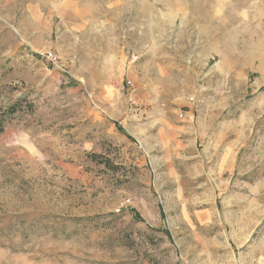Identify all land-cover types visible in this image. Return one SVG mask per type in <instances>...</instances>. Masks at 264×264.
Returning a JSON list of instances; mask_svg holds the SVG:
<instances>
[{"label": "rangeland", "instance_id": "rangeland-1", "mask_svg": "<svg viewBox=\"0 0 264 264\" xmlns=\"http://www.w3.org/2000/svg\"><path fill=\"white\" fill-rule=\"evenodd\" d=\"M0 264H264V0H0Z\"/></svg>", "mask_w": 264, "mask_h": 264}, {"label": "built area", "instance_id": "built-area-1", "mask_svg": "<svg viewBox=\"0 0 264 264\" xmlns=\"http://www.w3.org/2000/svg\"><path fill=\"white\" fill-rule=\"evenodd\" d=\"M42 56L50 63L53 65H57L58 63V57L55 53L52 51H46L42 54ZM180 118H184L183 114H180ZM119 212V211H118Z\"/></svg>", "mask_w": 264, "mask_h": 264}, {"label": "trees", "instance_id": "trees-1", "mask_svg": "<svg viewBox=\"0 0 264 264\" xmlns=\"http://www.w3.org/2000/svg\"><path fill=\"white\" fill-rule=\"evenodd\" d=\"M118 130H119V131H122V129H121V127H120V126L118 127Z\"/></svg>", "mask_w": 264, "mask_h": 264}]
</instances>
